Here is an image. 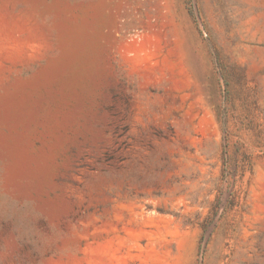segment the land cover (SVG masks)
Instances as JSON below:
<instances>
[{"label":"rangeland","instance_id":"rangeland-1","mask_svg":"<svg viewBox=\"0 0 264 264\" xmlns=\"http://www.w3.org/2000/svg\"><path fill=\"white\" fill-rule=\"evenodd\" d=\"M0 264H264V0H0Z\"/></svg>","mask_w":264,"mask_h":264}]
</instances>
